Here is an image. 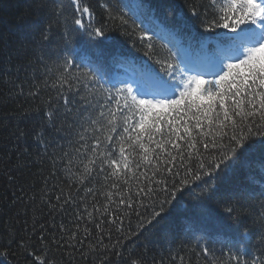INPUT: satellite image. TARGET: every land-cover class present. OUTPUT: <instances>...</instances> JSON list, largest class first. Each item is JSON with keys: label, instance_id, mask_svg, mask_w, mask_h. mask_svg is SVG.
<instances>
[{"label": "trees", "instance_id": "obj_1", "mask_svg": "<svg viewBox=\"0 0 264 264\" xmlns=\"http://www.w3.org/2000/svg\"><path fill=\"white\" fill-rule=\"evenodd\" d=\"M86 3L92 18L84 16L85 28L80 29L72 22L74 7L64 16L58 17L55 12V4L63 9L70 0H0V252L6 250L7 255L6 259L0 256L3 264H33L35 256L45 257L48 264H96L99 256L94 250L98 232L87 218L79 221L80 237L85 235V225L93 235L84 241L83 248L76 244V250L57 249L55 244L39 242L42 225L45 239L51 241L67 235L59 232L61 223L71 230L78 223L73 218L75 205L58 211L42 202L46 192L55 203L56 192L60 188L68 190L67 177L53 160L59 164L58 154L68 147L69 139L75 138L63 130L62 109L54 120L45 114L48 97H54V91L41 86L39 95H29L33 82L39 84L44 80V65L54 68L57 58L67 55L94 69L105 87L121 88L122 82L135 84L148 73L167 79V70L162 72V64L156 60L163 61L170 54L174 64L182 62L181 67L192 68L189 75H193L197 66L206 67L224 53L227 42L222 34L232 35L223 28L205 30L201 21L202 6L207 0ZM193 5L201 6L199 18L190 14ZM216 14L210 10L208 19ZM122 15L128 20L127 25L121 23ZM91 27L103 28L105 35L89 36ZM144 29L147 36L142 40ZM42 32L50 37L48 41L42 40ZM145 52H150L152 58ZM202 79L214 77L206 75ZM75 99L78 106L80 97ZM212 182L218 190L211 201L202 205L203 185L193 186L171 205H165L166 211L151 223L147 202L139 208V216L127 209L124 211L129 214L124 216L116 211L117 204L110 203V211L124 220V232L121 234L113 227L111 243L107 236L100 237L110 249L120 238L115 250L121 256L109 252V264H131L133 259L138 264H237L232 256H238L240 264H253L254 260L264 258V151L253 149ZM96 183L97 195L91 203L98 201L97 207L102 209L107 203L99 195L103 181ZM91 203L89 210L95 217ZM79 211L83 212V207ZM100 219L111 220L113 216L104 214ZM103 227L107 231L108 225ZM22 245L31 247L25 250ZM204 249L209 251L207 257L203 256ZM29 252L34 255H28Z\"/></svg>", "mask_w": 264, "mask_h": 264}, {"label": "snow or ice", "instance_id": "obj_2", "mask_svg": "<svg viewBox=\"0 0 264 264\" xmlns=\"http://www.w3.org/2000/svg\"><path fill=\"white\" fill-rule=\"evenodd\" d=\"M72 7L73 24L84 29L83 17L92 18L86 0H70L63 9L59 4L54 5L58 17ZM200 7L190 8L192 17L201 16ZM202 7L201 22L206 31L223 28L232 33L222 34L227 47L204 71L189 75L194 70L187 65L181 67L182 62L174 64L170 54L163 61L156 60L162 64V72L167 70V79L148 73L135 84L122 82L121 88H107L94 69L78 64L67 55L58 57L54 68L44 65V80L39 84L34 81L29 95H39L41 86L54 91L55 96L48 97L45 114L54 120L62 109L63 130L75 138L69 139L68 147L58 154L60 163L53 160L67 177L68 190L60 188L55 194V203L46 192L42 202L58 211L75 205L77 211L73 218L78 223L75 230L61 223L59 232L67 235L51 241L45 239L42 225L41 245L48 243L55 244L57 249L76 250L79 244L83 248L84 241L93 235L85 225V235L80 237L79 221L87 218L98 232L94 248L99 253L96 264H109V252L121 256L115 250L120 238H116L110 249L100 237L107 236L111 243L113 227L121 234L124 232V220L110 211V203L117 204L116 211L123 212L124 216L129 211L139 216V208L147 202L151 223L166 211L165 205H171L193 186L203 185L202 205L211 201L218 190L212 181L220 173L232 169L253 149L258 147L264 151V0H223V3L207 0ZM210 10L217 14L208 19ZM120 19L121 23L128 24L123 15ZM88 35L103 37L105 33L101 27H91ZM146 36L147 29H144L141 39ZM41 37L43 41L50 39L46 32ZM148 47L151 49L152 45ZM145 55L152 58L150 52ZM40 61H45L43 50ZM206 75L214 79H202ZM20 88L23 94V86ZM77 96L80 97L78 106ZM41 143L48 147L43 140ZM97 180L103 181L99 195L107 201L102 209L97 207L98 201L91 203L97 195ZM114 196L119 199L114 200ZM81 207L83 212L79 211ZM104 214L112 215L113 219H100ZM22 246L25 250L31 247ZM208 255L209 251L204 249L203 256ZM0 256L6 259V250ZM231 259L240 264L238 256ZM33 264L48 262L45 257L35 256ZM131 264L138 261L133 259ZM253 264H264V258L254 260Z\"/></svg>", "mask_w": 264, "mask_h": 264}]
</instances>
